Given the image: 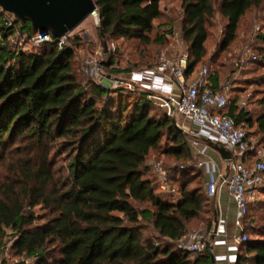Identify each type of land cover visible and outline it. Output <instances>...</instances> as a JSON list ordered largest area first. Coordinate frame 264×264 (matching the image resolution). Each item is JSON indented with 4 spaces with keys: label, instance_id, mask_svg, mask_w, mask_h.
Instances as JSON below:
<instances>
[{
    "label": "trees",
    "instance_id": "obj_1",
    "mask_svg": "<svg viewBox=\"0 0 264 264\" xmlns=\"http://www.w3.org/2000/svg\"><path fill=\"white\" fill-rule=\"evenodd\" d=\"M94 1L107 42L166 43L165 32L152 38L164 12L161 0ZM182 6V36L189 46V72H194L209 54L208 28L216 14L226 20L223 52L237 40L252 10L264 9V0H184ZM7 20L0 7V259L12 235L11 249L24 258L15 264H213L210 257H196L179 244L190 224L205 220L207 213L212 214L206 218L211 231L215 214L206 186L190 188L195 176L175 184L174 172L196 171L188 135L166 110L150 114L153 102L140 89L132 109L124 91L111 95L109 88L94 83L86 93L73 47L59 50L49 41L34 46L40 52L13 49L9 38L16 30ZM15 22L21 32H39L29 20L16 17ZM254 39L263 43L253 47L258 55L253 64H259L264 27ZM80 40L75 36L72 45ZM215 75L212 85L218 90ZM225 112L244 129L256 125L264 134V113L254 120L247 108L239 110L230 100ZM164 138L170 145H163ZM157 150L183 161L176 168L159 161L168 190L148 162ZM144 203L152 209L139 210L137 204ZM37 206L47 211L43 224H36ZM143 220L152 221L158 236L146 235ZM244 223V231L256 237L240 246L237 264H264V200L258 197L250 204Z\"/></svg>",
    "mask_w": 264,
    "mask_h": 264
},
{
    "label": "built area",
    "instance_id": "obj_2",
    "mask_svg": "<svg viewBox=\"0 0 264 264\" xmlns=\"http://www.w3.org/2000/svg\"><path fill=\"white\" fill-rule=\"evenodd\" d=\"M6 13L7 26L15 29L23 42L39 46L53 41L59 50L72 47L70 45L72 32L59 38L51 32L29 35L27 32H21L19 25L16 26L14 14ZM113 47L116 51L115 46ZM189 59L188 52H182L177 56L163 52L155 66L130 72L127 82L128 85L136 86L148 93L149 98L164 108L169 116L182 117L189 122L190 128H193L189 131L192 145L197 149L196 156L200 158L198 166L211 176L206 186V192L210 198L217 195L219 184L210 170L212 161L205 160L209 143L219 144L230 151L232 158L227 160L228 173H222L220 176L237 204L238 215L235 223L240 233L236 234L231 241L221 242L226 248V253L221 255L215 254L214 245L210 239L211 232L207 230L188 232L179 239V244L183 249L200 254L199 256L211 258L214 255L215 260L237 264L240 246L249 239L244 231V221L248 215L249 206L258 199L260 188L264 184V150L247 137L246 130L238 125L236 119L225 110L229 104L230 86L233 81L239 79L242 71L250 63L258 60V55L252 44L246 45L233 62L235 72L232 78L222 86V88L225 87L224 89L218 90H215L212 85L214 72L211 66L202 65L196 71L189 72ZM83 70L88 76H101L97 64L93 61H88ZM154 169L161 180V187L168 190L166 171L162 162H157ZM216 233L227 235L225 221L219 223Z\"/></svg>",
    "mask_w": 264,
    "mask_h": 264
},
{
    "label": "rangeland",
    "instance_id": "obj_3",
    "mask_svg": "<svg viewBox=\"0 0 264 264\" xmlns=\"http://www.w3.org/2000/svg\"><path fill=\"white\" fill-rule=\"evenodd\" d=\"M184 0H161V7L163 9V15L155 22V29L152 33V38L156 37V34H166V43L155 42L150 45H143L137 40L116 39L112 42H107L101 34V23L98 14H92L88 16L73 32V37L78 36L81 38L77 45H70L75 50V68L78 74L79 80L83 82L84 90L90 94L92 91V85L94 83L101 84L110 89L111 95L118 96L116 92L124 91L123 99L127 101L129 108L132 109L134 103L140 98L138 87L128 85L127 79L129 73L133 70H139L146 68L151 64H155L158 56L163 52H168L172 56H177L182 52H188V43L183 38V9ZM159 24H162L159 26ZM226 20L223 19L219 13L212 19L209 25V39L207 45L209 48V54L206 59L198 64V67L202 65L211 66L216 77L218 76L219 83L224 86L227 82L228 76L233 69V62L240 55L241 50L248 44H252L255 48H262L263 43L261 41H255L254 37L257 34L260 27H264V9H253L250 15L243 21L238 31L237 40L228 47L225 51H220L222 41L224 39V29ZM168 25V26H166ZM164 26V27H163ZM174 27V32H169V27ZM9 42L13 49L24 52H40V48H36L27 42H23V39L16 34L11 35ZM107 43V48H106ZM167 44L166 47H164ZM116 51L114 50V47ZM263 61L259 64L250 63L243 71L239 79L233 81L228 92L230 102L239 105V110L242 107L247 108L250 111L254 120L264 113V49L260 51ZM215 54V56H213ZM113 60V65L108 63ZM88 61H93L97 64L101 76H88L84 73V68ZM112 65V67H111ZM119 70V71H112ZM225 88V87H224ZM222 88V89H224ZM150 114L162 115L165 111L154 101ZM246 103V105H244ZM176 119L177 127L183 130L188 135V145L193 152L191 164L196 168V171L185 170L176 171L173 174V178L176 180V185L179 186L183 181L194 179L190 182V188H194L198 185L204 184L207 186V178L203 170L198 166L200 158L196 156V149L192 145V140L189 135L190 125L182 117L173 116L172 119ZM193 129V128H192ZM191 129V130H192ZM249 133L251 141L258 143L260 149L264 150V134L258 132L257 126L253 127L245 126ZM170 141L164 138L163 145H170ZM163 150V149H162ZM162 150L152 151L148 157L149 164L152 167L159 161L165 162L169 166L176 168L181 165L183 161L176 160L174 156H164ZM195 174V175H194ZM264 188V187H263ZM179 195L173 196L171 199L178 198ZM261 200H264V194L259 195ZM139 210L146 208L152 209L150 203L137 204ZM210 206H208V209ZM216 210V208H215ZM38 220L36 224H43L46 222V210L41 206L34 208ZM255 210L251 211L253 215ZM257 213V211H256ZM211 213L205 214L203 217L205 220H194L190 225L189 232L196 230H207L206 218H210ZM216 213L213 214L215 222ZM151 220H143L146 226V235L158 236L157 232L152 228ZM213 222V225H214ZM257 226V225H256ZM213 228V227H212ZM212 231V229H211ZM211 231H208L209 233ZM11 232V231H9ZM250 238L256 237L255 234L248 231ZM12 235L8 236L5 241L8 242L5 248L4 254L0 262L5 264H15L22 261L24 258L16 256L15 252L11 249ZM194 256L200 254L193 253ZM34 262V261H33Z\"/></svg>",
    "mask_w": 264,
    "mask_h": 264
},
{
    "label": "water",
    "instance_id": "obj_4",
    "mask_svg": "<svg viewBox=\"0 0 264 264\" xmlns=\"http://www.w3.org/2000/svg\"><path fill=\"white\" fill-rule=\"evenodd\" d=\"M0 7L22 21H31L36 31L42 34L51 32L56 38L73 32L88 16L98 12L94 0H0ZM101 34L105 37L102 28ZM173 122L177 125L176 119L173 118ZM210 144L225 160H231L232 156L228 149L219 144ZM218 221L216 216L212 237L215 236ZM211 259L215 262L214 255Z\"/></svg>",
    "mask_w": 264,
    "mask_h": 264
},
{
    "label": "crops",
    "instance_id": "obj_5",
    "mask_svg": "<svg viewBox=\"0 0 264 264\" xmlns=\"http://www.w3.org/2000/svg\"><path fill=\"white\" fill-rule=\"evenodd\" d=\"M221 88H222V84L218 83V89ZM205 160L212 161L210 164L211 165L210 170L211 172H213L214 178L217 180L219 184L217 195L215 197H212L211 201L214 203L216 208L215 213L216 216H218V220H219L218 226L220 222L225 221L227 235H224L222 233L220 234L215 233V236L212 237V234L215 230V222H214L210 239L214 245L213 247L215 254L221 255L226 253L225 245L221 242L225 240L231 241L236 234L240 233V229L236 226L235 223V220L238 215V208L233 196L230 194L227 184L223 182L222 177L220 176V174L222 173H228L227 160H225L220 154V152L217 151L210 143L207 153L205 155ZM203 172L205 173V175H207L206 176L207 182H209L211 178L210 174L205 172L204 170ZM212 263L227 264L225 260H215V262L212 261Z\"/></svg>",
    "mask_w": 264,
    "mask_h": 264
}]
</instances>
